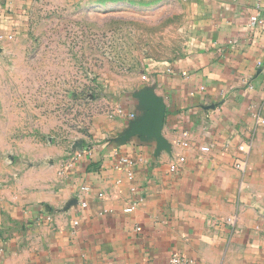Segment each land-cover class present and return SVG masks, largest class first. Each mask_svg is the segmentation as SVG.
Segmentation results:
<instances>
[{
	"label": "crops",
	"instance_id": "1",
	"mask_svg": "<svg viewBox=\"0 0 264 264\" xmlns=\"http://www.w3.org/2000/svg\"><path fill=\"white\" fill-rule=\"evenodd\" d=\"M76 1L0 0V40ZM148 1L182 6L184 53L144 62L116 108L12 157L0 178V264H168L172 254L264 264V125L254 119L264 117V0ZM150 95L164 104L158 133ZM86 147L67 167L68 152Z\"/></svg>",
	"mask_w": 264,
	"mask_h": 264
},
{
	"label": "rangeland",
	"instance_id": "2",
	"mask_svg": "<svg viewBox=\"0 0 264 264\" xmlns=\"http://www.w3.org/2000/svg\"><path fill=\"white\" fill-rule=\"evenodd\" d=\"M189 26L178 3L77 0L0 40V178L12 157L69 137L72 120L113 109L144 62L183 54Z\"/></svg>",
	"mask_w": 264,
	"mask_h": 264
},
{
	"label": "built area",
	"instance_id": "3",
	"mask_svg": "<svg viewBox=\"0 0 264 264\" xmlns=\"http://www.w3.org/2000/svg\"><path fill=\"white\" fill-rule=\"evenodd\" d=\"M257 22H259L258 14H254V15L250 16V18H249L250 25H255ZM2 37L3 36H0V38H2ZM4 37L6 39H12L14 37V34L9 33ZM258 65H261V62H258ZM118 112L121 113L120 108L118 109ZM254 119L257 123L264 125V117H262L258 114H254ZM183 145H187V144L184 143ZM238 151L240 153H242V158H239L236 161L235 165H236L237 169L243 171L245 169V163H246L247 152H248L247 145L246 146L245 145L238 146ZM91 154H92V149L88 148V147L79 148V149L77 148L75 150H71L67 154L66 165H67V167H71L74 162L79 161L84 155H91ZM179 160L183 161V158H180ZM120 162H122L123 164H127V165H132L134 163L133 160L127 159L125 157L120 158ZM171 168L174 169L175 165L172 164ZM131 175L132 174L129 173L130 177H131ZM131 210H132L131 207L124 208L125 212H130ZM226 221L231 222V219L228 218ZM168 264H198V263L192 258L181 256L179 254H172L169 258Z\"/></svg>",
	"mask_w": 264,
	"mask_h": 264
},
{
	"label": "water",
	"instance_id": "4",
	"mask_svg": "<svg viewBox=\"0 0 264 264\" xmlns=\"http://www.w3.org/2000/svg\"><path fill=\"white\" fill-rule=\"evenodd\" d=\"M149 97L152 102V116L150 117L148 128H150L153 132L158 133L163 124L164 104L161 100H157L151 95Z\"/></svg>",
	"mask_w": 264,
	"mask_h": 264
}]
</instances>
